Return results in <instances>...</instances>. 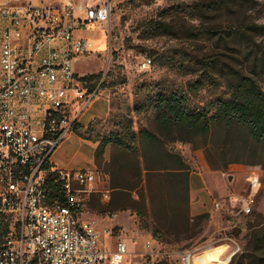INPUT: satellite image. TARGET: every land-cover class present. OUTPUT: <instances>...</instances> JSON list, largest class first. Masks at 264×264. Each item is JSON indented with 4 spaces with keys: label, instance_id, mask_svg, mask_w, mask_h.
I'll return each instance as SVG.
<instances>
[{
    "label": "rangeland",
    "instance_id": "374dc122",
    "mask_svg": "<svg viewBox=\"0 0 264 264\" xmlns=\"http://www.w3.org/2000/svg\"><path fill=\"white\" fill-rule=\"evenodd\" d=\"M27 1L98 5L106 0ZM111 1L109 21L80 32L93 49L86 57L76 59V70L89 86L101 88V97L84 112L81 124L86 126L94 117H105L110 104L109 115L96 118L92 131L81 128L83 138L101 140L119 128L121 122L131 119L133 130L147 128L170 141L169 135L155 123L150 98L159 91L183 90L190 94L192 105L212 111L216 99L229 95L225 83L233 70L254 76L264 90V76L260 73L261 60L264 64V0ZM157 22L171 25V31H156L153 26ZM234 28H244V33L240 37H226ZM252 50L259 56L246 55ZM146 58L151 59V66L141 68ZM208 75L220 85L211 82ZM199 78H204V86L191 91L190 83ZM192 140H174L169 147L182 156L188 167L190 209L194 204L190 214L192 218L205 216L199 226L185 219L182 192L174 198L166 180L158 177L143 188H126L115 200V191L109 184L110 199L93 194L86 202L83 219L95 223L102 246L114 248L118 240L127 244L129 255L125 264H150L151 248H146L150 240L152 249L159 254L157 264H180L179 253L185 250L206 251L200 258L210 254L218 257L225 249L230 253L234 245L241 247L237 256L254 245L257 254H264V145L243 132L227 135L220 127H215L210 136ZM66 141L59 149L65 167H88V143H75L72 136ZM66 146L69 148L62 153ZM254 167L261 171V185L252 212L244 214L238 211L239 207L231 216L215 211V200L227 193H249L247 174ZM124 177L128 185L135 181L132 174ZM199 203L204 206L197 211ZM125 205L135 210L119 208ZM0 221L18 232L15 216L0 217ZM107 230L112 239L106 235ZM210 247L212 250H205ZM234 264L262 263L255 258H237Z\"/></svg>",
    "mask_w": 264,
    "mask_h": 264
},
{
    "label": "built area",
    "instance_id": "2783aa9c",
    "mask_svg": "<svg viewBox=\"0 0 264 264\" xmlns=\"http://www.w3.org/2000/svg\"><path fill=\"white\" fill-rule=\"evenodd\" d=\"M112 1L98 5L0 3V217L15 216L0 245V264H125L129 250L118 240L102 246L94 222L83 219L93 194L110 199V179L98 168L64 169L52 162L56 149L80 124L84 112L100 97L78 74L75 61L92 53L88 40L77 34L105 24ZM151 59L140 66L148 68ZM249 193H229L215 200L214 210L249 214L256 203L261 171L247 174ZM54 197H52L53 190ZM239 200V203L237 201ZM106 235L112 239L110 230ZM150 249V264L159 254ZM205 250H212V247ZM241 251L233 246L224 256L200 258V250L179 253L180 264H228Z\"/></svg>",
    "mask_w": 264,
    "mask_h": 264
},
{
    "label": "trees",
    "instance_id": "16d2710c",
    "mask_svg": "<svg viewBox=\"0 0 264 264\" xmlns=\"http://www.w3.org/2000/svg\"><path fill=\"white\" fill-rule=\"evenodd\" d=\"M153 27L156 31L168 33L172 26L165 22H157ZM243 29L234 28L226 37H240L244 33ZM246 55L259 56L255 50L248 51ZM261 64L260 73L264 76L262 60ZM208 78L214 84L220 85L213 77L208 75ZM225 85L229 95L216 99L212 111L192 105L190 94L183 90L170 93L159 91L150 98V104L156 113L155 123L169 135L170 141L147 128L133 130L131 119L121 122L119 128L101 140L93 138L99 141L95 159L100 170L103 165L109 163L102 171L109 176L111 187L115 191L114 200L126 188L133 189L139 186L143 188L153 177H158L166 180L174 198L180 197L182 192L187 222L194 221L196 227L201 224L205 218L204 214L197 215V218H192L190 214L188 167L182 156L169 147V143L174 140L192 143L193 137L210 136L215 127H220L227 135L235 131L243 132L256 143L264 145V90L254 76L241 70H233L226 78ZM203 86L204 78H199L190 83V90L197 91ZM93 88L94 86H91V89ZM94 120L88 126V132L92 131ZM83 127L81 124L76 126V133L82 137ZM175 133L177 134L174 135ZM108 146L112 147V152L110 160L104 163V154ZM127 173L135 178L131 185H128L124 177ZM54 192L57 190H53L52 197L55 195ZM119 208L135 210V207L126 205ZM9 231V223L0 221V245L4 243ZM260 241H263V238H260ZM237 254L232 257L231 264H234L237 258H255L264 264V254H257L255 245L247 248L243 254L239 256Z\"/></svg>",
    "mask_w": 264,
    "mask_h": 264
},
{
    "label": "crops",
    "instance_id": "0c3cea01",
    "mask_svg": "<svg viewBox=\"0 0 264 264\" xmlns=\"http://www.w3.org/2000/svg\"><path fill=\"white\" fill-rule=\"evenodd\" d=\"M7 1H9V0H0V3H5ZM81 31L82 30H80V31L77 32V34L80 35V36H82L80 34ZM109 113H110V104H109V112H108V114L105 117H94L93 119H91V121L88 123V125H86L84 127H88L91 124V122L94 119H96V118H100V119L106 118L109 115ZM80 124H81V121H80ZM71 136L73 137V142H75V143H79L80 145H82L83 143H88V158L86 159V162L88 163L87 164L88 167H83V168H98V169H100L99 166H98V164L96 163V159H95V154H96V150H97V148L99 146V141L93 140L91 138H88V139L83 138L82 136L78 135L76 133V131H74V130L68 135V137L62 142V144L56 149V151L54 152V154L52 156V162L54 164H56L58 167H60V168L68 169L67 167H65V163L66 162L62 158V154H61V152H59V149L67 142L66 140H68L69 137H71ZM68 148H69V146L68 147L67 146L64 147L63 148L64 150L62 151V153L65 152V149H68ZM111 152H112V147L111 146H108L106 148L105 154H104V157H105L104 158V163L106 161H109L110 160ZM229 181H230V179H229ZM203 182L206 184V180L205 179L203 180ZM191 192H192L191 194L193 195V189L192 188H191ZM228 194L229 193H227L225 196H227ZM203 206H204V204L199 203V204L196 205L195 209H197V211H200ZM193 208H194V204L191 205V210ZM204 252H206V251H204ZM204 252H200L199 253V256L204 255L205 254ZM221 253L224 254V256H226L227 254H229L228 250H226V249L223 250V251H221L220 254Z\"/></svg>",
    "mask_w": 264,
    "mask_h": 264
},
{
    "label": "bare ground",
    "instance_id": "6f19581e",
    "mask_svg": "<svg viewBox=\"0 0 264 264\" xmlns=\"http://www.w3.org/2000/svg\"><path fill=\"white\" fill-rule=\"evenodd\" d=\"M92 44V43H91ZM91 44H90V46H91ZM94 46V45H93ZM95 47V46H94ZM91 49H93L92 47H91Z\"/></svg>",
    "mask_w": 264,
    "mask_h": 264
},
{
    "label": "water",
    "instance_id": "95a60500",
    "mask_svg": "<svg viewBox=\"0 0 264 264\" xmlns=\"http://www.w3.org/2000/svg\"><path fill=\"white\" fill-rule=\"evenodd\" d=\"M232 178H230V181H231Z\"/></svg>",
    "mask_w": 264,
    "mask_h": 264
}]
</instances>
